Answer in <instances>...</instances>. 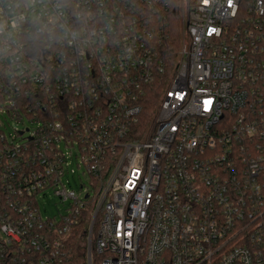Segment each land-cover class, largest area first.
<instances>
[{
  "label": "built area",
  "instance_id": "2783aa9c",
  "mask_svg": "<svg viewBox=\"0 0 264 264\" xmlns=\"http://www.w3.org/2000/svg\"><path fill=\"white\" fill-rule=\"evenodd\" d=\"M0 19V112L31 127L0 126V264H70L80 225L88 264H264V0H0Z\"/></svg>",
  "mask_w": 264,
  "mask_h": 264
},
{
  "label": "rangeland",
  "instance_id": "374dc122",
  "mask_svg": "<svg viewBox=\"0 0 264 264\" xmlns=\"http://www.w3.org/2000/svg\"><path fill=\"white\" fill-rule=\"evenodd\" d=\"M171 24L173 30L178 29L179 25L175 21L172 20ZM0 126L5 130L7 135L11 134L12 136L22 130L31 128L27 122H24L23 124H18L14 120H12L8 115L1 112ZM28 136L29 134L25 133L24 137L27 138ZM18 140L21 139L18 138ZM72 154L75 156V151H72ZM77 164L78 163L76 158L73 157L71 167L68 171H66V174L63 177V184L66 186L67 189L76 192L79 197H84L85 191L90 187V182L88 178L83 174V169L79 168ZM71 171H73V173ZM82 185L85 187L84 189H81ZM38 202L42 216L44 218H55L56 220H58L60 216L66 212L69 206V203H62L53 192H48L45 197L40 196L38 198ZM83 264H88V262L84 259ZM94 264H98L97 257L95 256Z\"/></svg>",
  "mask_w": 264,
  "mask_h": 264
},
{
  "label": "trees",
  "instance_id": "16d2710c",
  "mask_svg": "<svg viewBox=\"0 0 264 264\" xmlns=\"http://www.w3.org/2000/svg\"><path fill=\"white\" fill-rule=\"evenodd\" d=\"M179 27L177 30H173L172 24L170 23L169 28L166 30V39L161 44L162 53L170 52L175 57L179 51L180 45V19L178 15L173 19ZM84 226L80 225L69 238L68 250L70 254V264H83L85 258L83 253V231Z\"/></svg>",
  "mask_w": 264,
  "mask_h": 264
},
{
  "label": "clouds",
  "instance_id": "9594fccd",
  "mask_svg": "<svg viewBox=\"0 0 264 264\" xmlns=\"http://www.w3.org/2000/svg\"><path fill=\"white\" fill-rule=\"evenodd\" d=\"M19 4L21 5V11L25 8H31L35 3L38 2V0H18ZM20 19H23V16L21 15L19 17ZM9 28V24L6 23L3 19H0V34L4 33L6 29Z\"/></svg>",
  "mask_w": 264,
  "mask_h": 264
}]
</instances>
